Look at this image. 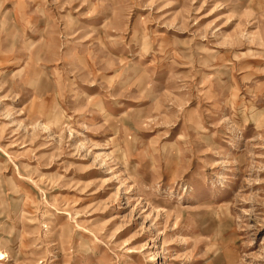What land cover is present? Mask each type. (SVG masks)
<instances>
[{
  "label": "rangeland",
  "instance_id": "1",
  "mask_svg": "<svg viewBox=\"0 0 264 264\" xmlns=\"http://www.w3.org/2000/svg\"><path fill=\"white\" fill-rule=\"evenodd\" d=\"M0 264H264V0H0Z\"/></svg>",
  "mask_w": 264,
  "mask_h": 264
},
{
  "label": "bare ground",
  "instance_id": "2",
  "mask_svg": "<svg viewBox=\"0 0 264 264\" xmlns=\"http://www.w3.org/2000/svg\"><path fill=\"white\" fill-rule=\"evenodd\" d=\"M2 257V254L0 253V258ZM2 259V258H1Z\"/></svg>",
  "mask_w": 264,
  "mask_h": 264
}]
</instances>
